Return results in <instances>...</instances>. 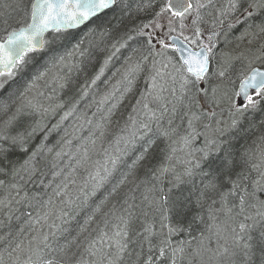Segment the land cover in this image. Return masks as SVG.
<instances>
[{"label":"snow or ice","instance_id":"6c2138e0","mask_svg":"<svg viewBox=\"0 0 264 264\" xmlns=\"http://www.w3.org/2000/svg\"><path fill=\"white\" fill-rule=\"evenodd\" d=\"M0 24V264H264V0Z\"/></svg>","mask_w":264,"mask_h":264},{"label":"trees","instance_id":"16d2710c","mask_svg":"<svg viewBox=\"0 0 264 264\" xmlns=\"http://www.w3.org/2000/svg\"><path fill=\"white\" fill-rule=\"evenodd\" d=\"M14 14V13H13ZM17 15V14H16ZM2 24H0V26H1ZM14 25V24H13ZM3 29V28H2ZM3 31H1V29H0V35H1V33H2ZM235 43V42H234ZM233 46H234V44H233ZM239 63L237 64V68H239ZM143 85H142V82H141V85H140V87H142ZM65 96H67V95H70V93H65L64 94ZM129 102H134V101H132L131 100V98H129V100H127V101H125V104L127 105ZM121 111L122 112H124V114L126 115L127 114V110L126 109H124V108H122L121 109ZM119 115V114H118ZM55 119H58V116L57 117H55ZM53 122H54V120H53ZM56 139V137L55 136H53V138H52V140H53V142H54V140ZM73 227H75V224H73Z\"/></svg>","mask_w":264,"mask_h":264},{"label":"rangeland","instance_id":"374dc122","mask_svg":"<svg viewBox=\"0 0 264 264\" xmlns=\"http://www.w3.org/2000/svg\"><path fill=\"white\" fill-rule=\"evenodd\" d=\"M9 2H11V0H9ZM26 3L28 4V0H26ZM13 16H14L16 19H20L21 16H22V14L16 15V13H14ZM13 24H14V22H13ZM2 28H3V25L0 26V29H1V30H3ZM212 65H213L212 69L214 70V69H215V62H213Z\"/></svg>","mask_w":264,"mask_h":264},{"label":"bare ground","instance_id":"6f19581e","mask_svg":"<svg viewBox=\"0 0 264 264\" xmlns=\"http://www.w3.org/2000/svg\"><path fill=\"white\" fill-rule=\"evenodd\" d=\"M30 4H31V0H28V5L30 6ZM13 26H15V23H14V25ZM1 31H3V30H1ZM5 33H4V31L1 33V35L0 36H3ZM211 67H213V65L211 66ZM237 83H238V80H237Z\"/></svg>","mask_w":264,"mask_h":264}]
</instances>
